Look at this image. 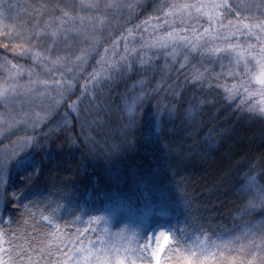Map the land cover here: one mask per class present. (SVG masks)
<instances>
[{
    "label": "trees",
    "instance_id": "trees-1",
    "mask_svg": "<svg viewBox=\"0 0 264 264\" xmlns=\"http://www.w3.org/2000/svg\"><path fill=\"white\" fill-rule=\"evenodd\" d=\"M93 2L101 5L100 11L82 10L81 0H0V11L12 17L7 23L18 31L43 29L64 12L93 18L97 26L92 33L95 44L70 34L59 53L68 59L51 73L34 63L31 54H23L31 46L26 40L0 36V89L11 87L12 65L26 70L16 81L18 94L7 104L0 101V168L7 164L6 182L0 181V227L17 244L33 250L49 244L57 225L61 240L77 247L91 242L95 250L117 247L123 236L129 238L127 244L135 233L143 247L158 225L170 228L181 250L229 240H235L236 247L253 240L259 244L264 211L257 201L255 211L243 213L264 186V116L251 111L262 97L246 99L239 88L250 81L251 92L260 90L253 78L256 61L237 66L223 53L213 57L204 49L143 45L173 31L202 35L205 28L226 29L229 21L241 17L249 18L243 23L264 22V11L252 7L264 0H117L119 8H107L113 0ZM225 2L239 17L223 8H205L222 14L220 21L210 22L190 7L187 31L179 22L151 32L142 27L145 21L156 23L157 17L164 24L165 14L176 11L174 4ZM42 7L47 11L36 15ZM184 15L189 19L187 12ZM129 29L136 39L126 53ZM238 41L250 57L264 48L256 36H234L229 43ZM249 44L254 51L248 50ZM85 55L87 62L81 66L77 58ZM33 69L39 80L32 77L36 87L26 94L19 86L30 84L27 71ZM197 73L203 74L201 79H196ZM53 78L70 83L71 91L45 89L43 81L52 85ZM232 85L239 91L229 99ZM53 99L60 101L59 107L37 123L48 116ZM30 138L26 153H19L15 144ZM246 174L255 176L257 183L242 192ZM246 227L253 230L247 238ZM175 247L169 244L158 264H169ZM71 250L61 247L52 264Z\"/></svg>",
    "mask_w": 264,
    "mask_h": 264
},
{
    "label": "snow or ice",
    "instance_id": "snow-or-ice-1",
    "mask_svg": "<svg viewBox=\"0 0 264 264\" xmlns=\"http://www.w3.org/2000/svg\"><path fill=\"white\" fill-rule=\"evenodd\" d=\"M122 4L113 0V3L107 5V8H119ZM134 7V5H132ZM10 8H15L16 5H9ZM81 9H87L91 11H100L101 5L99 3L93 2V0H81ZM175 12L169 11L164 16V24L158 22L159 18H154L156 23L151 20L145 21L144 27L146 30L155 31L157 28L163 29L165 26L175 27L177 22L183 25L182 31L188 30V25L191 22L192 13L187 10L191 7L194 8L197 14L207 15L210 22L220 21L222 14L216 12L212 14L210 11H203L207 9H226L229 12H236V9L232 8L230 4L217 3L209 5H173ZM243 8H247L248 5H241ZM252 7H257L260 11H264V3L260 5L253 4ZM163 6L157 9V11H162ZM47 11L46 8L42 7L37 10L36 15L42 16L44 12ZM185 12L189 19H185ZM239 17V12H236ZM12 19L11 16H6L4 11H0V36H7L9 39H24L31 46L25 47L23 50L24 55L31 54L34 63L43 67L46 73H51L53 69L58 67H63L68 59V57L60 55L63 45L67 41L71 33L75 32L79 35L92 39L95 44L97 41L93 37L92 33L97 30L95 20L93 18H87L85 16H73L68 12H64L63 16L59 18H54L49 20L43 29H23L18 31L16 27L8 24L7 21ZM244 19H249L248 17H241L239 22L229 21V26L226 29L218 28L213 32L210 28H205L202 35H197L196 31L193 30L190 35H182L181 31L169 32L166 36H157L155 39H148L144 41V47L148 49H167L173 48L174 50L178 47L190 48L192 52L204 49L209 55L215 57L223 53L225 56L231 57L237 66L241 63L247 67L250 60H255L256 64L260 68V73L254 79L261 88L258 92H251L249 90L250 81H246L241 84L239 88H243L245 98H251L252 96H261L262 99L259 101V107L254 106L251 111H255L258 115L264 116V48L259 50V56L252 55L251 57L243 49V46L238 41L235 44L229 43L232 37L238 35H248L256 36V39L264 43V22L256 23L255 25L250 23H243ZM59 24V27H55V24ZM103 20L100 21L102 26ZM12 28L11 32L5 31V29ZM91 29V32L89 31ZM133 29L128 30V40L125 41V52L128 51V44L135 42V37L132 35ZM259 33V35H257ZM35 39L36 43L31 44V41ZM125 38L122 37L121 41ZM121 41H117L116 45L120 44ZM209 44H213V47H207ZM116 45H113V50H115ZM223 45V46H221ZM7 47V45H5ZM42 49V50H35ZM248 50H255V46L249 44ZM89 51V50H85ZM132 52L136 49L132 48ZM173 57L175 58V51H173ZM127 61V56L122 57ZM77 60L80 62L81 66L87 62V56L78 57ZM51 65V67H49ZM12 70L14 73L10 75L11 87H5L0 89V101L8 103L11 97L18 94V85L16 81L25 75L26 70L22 67L17 68L12 65ZM71 71V69H68ZM196 79H201L203 74L197 73ZM27 76L30 80V84L27 86H19L27 94L36 86L31 84V79L33 76L39 80V74L35 70L27 71ZM251 80V77H250ZM53 84L49 85L48 81H43V87L45 89L53 88V90H63L71 91L70 83H59L55 82L53 78ZM87 87V86H86ZM239 88L237 85L231 86V92L229 94V99L235 97L238 94ZM227 91V87H226ZM65 96H61L63 100ZM60 101L53 99L51 104V110L48 116L40 117L36 122L42 123L47 120L56 108L59 107ZM241 103H244L242 101ZM173 112L175 109L173 108ZM192 110H189V115L191 116ZM170 115V114H169ZM28 141H24V147H27ZM6 169L7 164L4 168H0V181L6 182ZM257 178L250 174H246L244 184L241 191L244 192L248 188L256 185ZM259 195L253 200H250L245 205V212L243 214H250L257 208V201L261 211H264V186H260L257 189ZM2 215V214H0ZM51 223V221H49ZM260 243L256 244L255 240L247 245L241 243L239 247L235 246V240H229L226 242L219 243H202L198 247H187L183 250L180 249V240H172L169 231L161 230L158 233V238L156 234H153V240L156 242V247L152 248L146 241H143L144 246L140 247V241L137 237L139 236L135 233L131 241L127 244L124 241H128L127 236H123L122 242L117 247L112 248H101L99 253L94 251V247L91 242H88V246L85 247L81 244L79 247L72 245L71 241H63L60 238L59 226H56V230L51 233V241L45 247L40 249H30L27 246H22L16 243V240L11 237L10 233H7L3 227H0V264H52V257L56 256L60 252L61 247H71V251L66 254H61L56 258V264H151L153 258L159 261L158 253L160 252V240H164L166 237L169 243H174L176 247L174 248L173 255L170 256L169 264L171 261H176V264H264V225L260 226ZM121 236V234H117ZM245 238L253 235V230L246 227V231L243 234ZM238 239V238H237ZM135 245V246H133ZM40 252L41 255L37 256L35 253ZM179 257L177 259V255ZM48 258L45 259L44 257Z\"/></svg>",
    "mask_w": 264,
    "mask_h": 264
},
{
    "label": "rangeland",
    "instance_id": "rangeland-1",
    "mask_svg": "<svg viewBox=\"0 0 264 264\" xmlns=\"http://www.w3.org/2000/svg\"><path fill=\"white\" fill-rule=\"evenodd\" d=\"M257 1V0H256ZM260 1L261 0H258V2L260 3ZM250 66V63L248 64V67ZM245 69H248V68H245ZM259 73H260V68H259V66H258V68L254 71V73H253V78H255L257 75H259ZM238 75V74H237ZM231 81H233V80H231ZM233 84H235L236 83V81L235 82H232ZM226 85V84H225ZM31 144H32V139L30 138V139H28V145H27V147H24V144H22V143H17V144H15V147L18 149V151H19V153H26V151L28 150V148H29V146H31ZM170 228L168 227V226H166V225H158V226H156V227H154L150 232H149V234H148V236H147V239H146V241H147V243L152 247V248H155L156 247V242L153 240V234H156V236H157V238H158V233H159V231H161V230H166V231H169L170 232V230H169ZM171 234V233H170ZM171 237H172V235H171ZM159 244H160V252L158 253V256H159V261H160V259H161V257H162V255H163V253L165 252V249L169 246V241L168 240H166V239H164V240H160L159 241ZM100 249H101V247H99L97 250H95L94 249V251L96 252V253H99L100 252ZM152 261H153V263L154 264H158L159 263V261H157L155 258H153L152 259Z\"/></svg>",
    "mask_w": 264,
    "mask_h": 264
},
{
    "label": "clouds",
    "instance_id": "clouds-1",
    "mask_svg": "<svg viewBox=\"0 0 264 264\" xmlns=\"http://www.w3.org/2000/svg\"><path fill=\"white\" fill-rule=\"evenodd\" d=\"M165 239L167 240L168 238L166 237Z\"/></svg>",
    "mask_w": 264,
    "mask_h": 264
}]
</instances>
